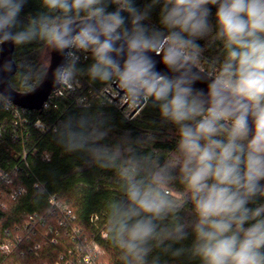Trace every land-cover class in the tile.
<instances>
[{
	"label": "clouds",
	"instance_id": "clouds-1",
	"mask_svg": "<svg viewBox=\"0 0 264 264\" xmlns=\"http://www.w3.org/2000/svg\"><path fill=\"white\" fill-rule=\"evenodd\" d=\"M28 2L0 0V46L42 42L64 57L50 69L58 91H75L86 75L132 104H150L175 128L166 159L130 141L103 143L106 133L86 113L57 130L66 150L87 153L120 180L108 231L122 264H150L154 248L198 264H264V0H39L36 14L22 16ZM209 36L222 55L211 71L199 43ZM11 75L26 91L38 86L15 60L0 63V83ZM0 104L12 106L9 90H0ZM189 204L194 219L181 222Z\"/></svg>",
	"mask_w": 264,
	"mask_h": 264
},
{
	"label": "trees",
	"instance_id": "trees-1",
	"mask_svg": "<svg viewBox=\"0 0 264 264\" xmlns=\"http://www.w3.org/2000/svg\"><path fill=\"white\" fill-rule=\"evenodd\" d=\"M146 2L137 0L139 6ZM39 10V0H29L22 16L36 14ZM215 10L212 6L213 14ZM151 23L158 26V9L152 13ZM199 43L205 48L202 65L211 71L214 61L222 59L221 46L219 42H213L211 36ZM48 57L49 48L39 41L19 48L14 46L13 60L21 71L32 72L31 83H40ZM90 62L88 59L81 66L86 68ZM80 79L96 89L103 86L99 82L93 83L86 75ZM9 83L15 86L16 91L27 92L20 86L17 76H11ZM75 97V94H67L56 100L55 107L20 111L19 117L7 105L0 104V169L15 173L11 175L9 185L0 186V204H6V208L0 211V264H54L72 247L71 241L63 235L55 244L47 243L41 235L46 229L40 226V217L56 227L49 219L50 195H55L61 204L74 212L76 223L87 235L95 236L102 249L101 262L122 264L121 252L113 244L108 231V204L122 196L120 180L114 170L99 167L87 153L65 149L57 130L67 118H79L86 113L91 122L98 124L106 133L103 143L109 146L120 144L125 147L124 142L130 141L138 153H156L162 159L174 150V126L164 123L158 109L150 104H145L134 118L128 120L111 105L93 102L88 107H78ZM37 121L43 130L35 127ZM172 189L177 197L183 192L179 181L172 185ZM94 215L99 218V229L106 234L104 238L100 237V230L89 222ZM178 216L181 222L192 221L191 205H185ZM171 221L170 216L164 223ZM187 231L191 232V229ZM191 239L190 235L187 240L173 244L172 248L187 246ZM4 244H8V249L3 251L1 246ZM156 258L158 264H198L186 255L173 257L171 251L165 253L160 248H154L149 255L150 264Z\"/></svg>",
	"mask_w": 264,
	"mask_h": 264
},
{
	"label": "built area",
	"instance_id": "built-area-1",
	"mask_svg": "<svg viewBox=\"0 0 264 264\" xmlns=\"http://www.w3.org/2000/svg\"><path fill=\"white\" fill-rule=\"evenodd\" d=\"M85 54H81V63H85L88 59L84 58ZM104 91H106L112 98L118 95V90L113 87H107L103 85L102 87L96 89L91 83H83L80 79V84L75 91H58L57 89L53 91L43 103L40 110H47L50 107H55L56 100L64 97L67 94H75V104L78 107H88L93 102H99L102 105H111L116 108L120 114L125 119L134 118L140 110L145 106V104H140L136 109V104H132L127 100L123 99L119 95L115 101L110 98ZM127 101V103L120 109V107ZM9 107V106H8ZM14 110L16 117H19V112H25L26 110L18 109L12 104L10 106ZM135 109V110H134ZM134 110V111H133ZM133 111V112H132ZM132 114L128 117V115ZM37 129L43 130V126L39 121L35 123ZM48 159V156H45ZM14 172H7L0 169V186L9 185L11 183V175ZM21 192V189L18 193ZM48 212L49 219H52L56 227L50 226L41 217L39 218L40 226H45V231L41 234L47 243L55 244L58 241L59 236L63 235L68 240L71 241L72 247L67 251L66 254H62L59 260L54 264H108L107 262H101L100 258L102 256V249L98 241L95 239L94 235H87V233L76 223V216L74 212L67 206L61 204L55 195H50L48 197ZM6 208V204H0V211ZM36 217V215H34ZM99 218L97 216H91L89 222L93 227L99 229ZM46 223L48 225H46ZM100 237L104 238L106 234L99 231ZM8 244L1 246V250H7ZM37 246L34 247V250Z\"/></svg>",
	"mask_w": 264,
	"mask_h": 264
},
{
	"label": "water",
	"instance_id": "water-1",
	"mask_svg": "<svg viewBox=\"0 0 264 264\" xmlns=\"http://www.w3.org/2000/svg\"><path fill=\"white\" fill-rule=\"evenodd\" d=\"M2 47V51H0V63L8 60H13V50L14 46L10 44H4ZM64 57L49 49V57L47 62L46 70L49 71V76L47 79L43 80L38 84L34 91L27 92H18L15 89H9V77H4L3 83H0V90H9L12 95V104L16 106L18 109L26 110V111H38L42 108L43 103L47 100L48 96L56 90L52 79H51V71L50 69H54L57 65L63 63ZM163 66L161 65V68ZM198 87L205 88L206 84H200ZM110 98H112L106 91H104ZM112 98L114 101L119 96ZM127 103V101L120 107V109ZM140 105V104H139ZM137 105L135 109L139 106ZM134 109V110H135ZM133 110V111H134ZM132 111V112H133ZM132 112L128 115V117L132 114Z\"/></svg>",
	"mask_w": 264,
	"mask_h": 264
}]
</instances>
